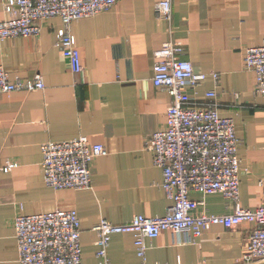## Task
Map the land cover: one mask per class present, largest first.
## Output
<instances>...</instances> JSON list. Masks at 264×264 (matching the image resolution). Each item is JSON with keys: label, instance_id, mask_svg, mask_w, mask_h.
Instances as JSON below:
<instances>
[{"label": "crops", "instance_id": "obj_1", "mask_svg": "<svg viewBox=\"0 0 264 264\" xmlns=\"http://www.w3.org/2000/svg\"><path fill=\"white\" fill-rule=\"evenodd\" d=\"M0 0V21L6 19ZM159 0H118L107 11L73 21L70 32L82 69L74 73L57 46L59 18L40 21L39 33L0 41V66L12 81L40 75L44 88L0 94V264H18L14 217L74 210L80 220L82 264H100L93 227L102 219L123 224L136 215L162 216L172 204L161 170L145 148L149 135L166 126L170 96L152 83L154 52L167 41L179 58L208 76L186 92L190 107L213 104L234 120L240 140V203L261 201L264 178V97L244 68L246 47L264 45V0H171L169 19L155 13ZM208 92L216 95L208 97ZM87 136L107 151L94 159L90 189L54 190L42 176L40 146ZM7 163L15 166L7 173ZM193 214H230L220 193L190 192ZM250 225H212L197 244L163 231L146 241V264H245L243 243ZM110 264H140L134 237L113 234ZM252 264H264L256 262Z\"/></svg>", "mask_w": 264, "mask_h": 264}, {"label": "built area", "instance_id": "obj_2", "mask_svg": "<svg viewBox=\"0 0 264 264\" xmlns=\"http://www.w3.org/2000/svg\"><path fill=\"white\" fill-rule=\"evenodd\" d=\"M118 0H5L7 17L0 21V41L28 37L39 33V23L59 18L57 46L74 73L82 69L80 51L70 32V24L112 8ZM171 0H159L155 13L169 19ZM180 48L167 41L154 52L152 83L170 96L166 110V126L149 135L145 148L153 164L161 170L160 185L171 201L162 216L136 215L123 224L105 219L93 227L96 234V256L100 264H110L108 247L113 234L130 233L141 263L146 264V241L163 231L183 234L185 242L197 244L198 238L212 225L234 228L247 223L250 228L242 247L241 262H264V178L260 204L253 209L240 203V140L234 120L218 114L213 104L190 107L186 90L195 89L208 77L218 81V73H197L191 62L179 58ZM244 68L255 77L254 93L264 97V45L246 47ZM44 88L40 75L32 79L12 81L0 66V94L15 91H36ZM214 92H208L213 97ZM42 176L46 186L54 190L90 189L91 167L95 158L107 154L106 149L87 136L65 141H47L40 146ZM15 164L7 163L2 171L9 172ZM190 192L201 195L220 193L232 207L230 214H193L198 204ZM18 264H82L80 220L74 210H55L37 215L17 214L13 221Z\"/></svg>", "mask_w": 264, "mask_h": 264}]
</instances>
